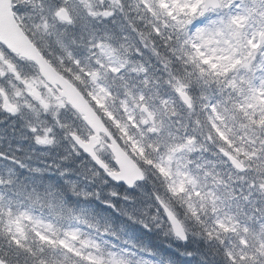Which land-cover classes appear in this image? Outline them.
Segmentation results:
<instances>
[{
  "label": "snow or ice",
  "instance_id": "obj_1",
  "mask_svg": "<svg viewBox=\"0 0 264 264\" xmlns=\"http://www.w3.org/2000/svg\"><path fill=\"white\" fill-rule=\"evenodd\" d=\"M0 264H264V0H0Z\"/></svg>",
  "mask_w": 264,
  "mask_h": 264
}]
</instances>
